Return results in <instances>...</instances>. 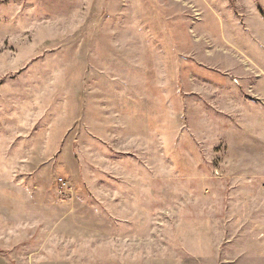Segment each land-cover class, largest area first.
<instances>
[{"label": "rangeland", "instance_id": "obj_1", "mask_svg": "<svg viewBox=\"0 0 264 264\" xmlns=\"http://www.w3.org/2000/svg\"><path fill=\"white\" fill-rule=\"evenodd\" d=\"M0 264H264V0H0Z\"/></svg>", "mask_w": 264, "mask_h": 264}, {"label": "built area", "instance_id": "obj_2", "mask_svg": "<svg viewBox=\"0 0 264 264\" xmlns=\"http://www.w3.org/2000/svg\"><path fill=\"white\" fill-rule=\"evenodd\" d=\"M58 183L60 185V188H62V190L66 192V190L68 189V183L64 179L58 180Z\"/></svg>", "mask_w": 264, "mask_h": 264}]
</instances>
